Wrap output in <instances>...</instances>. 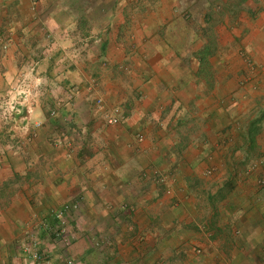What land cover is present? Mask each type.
Wrapping results in <instances>:
<instances>
[{"label": "crops", "instance_id": "crops-1", "mask_svg": "<svg viewBox=\"0 0 264 264\" xmlns=\"http://www.w3.org/2000/svg\"><path fill=\"white\" fill-rule=\"evenodd\" d=\"M69 201L43 264H264V0H0V264Z\"/></svg>", "mask_w": 264, "mask_h": 264}, {"label": "built area", "instance_id": "built-area-1", "mask_svg": "<svg viewBox=\"0 0 264 264\" xmlns=\"http://www.w3.org/2000/svg\"><path fill=\"white\" fill-rule=\"evenodd\" d=\"M88 88L92 89V85H88ZM96 104L98 106H102V99L97 98ZM10 108L14 109L13 106H10ZM103 118L107 124H114L122 119V114L118 107L112 108L109 112L104 114ZM33 134H35V131H33ZM136 139L141 141L142 137L140 135H136ZM155 177L157 182L166 183L163 176L156 175ZM165 191L168 194L171 193L169 185L166 186ZM76 207V201L64 202L60 206L50 209L47 216L40 220L35 227L24 231L20 244V250L23 256L31 261V264L44 263L46 256L41 247L43 236L48 235L53 240L62 239L66 233L67 218ZM65 264L76 263L72 259H67Z\"/></svg>", "mask_w": 264, "mask_h": 264}]
</instances>
